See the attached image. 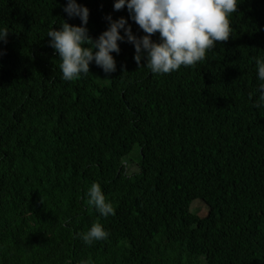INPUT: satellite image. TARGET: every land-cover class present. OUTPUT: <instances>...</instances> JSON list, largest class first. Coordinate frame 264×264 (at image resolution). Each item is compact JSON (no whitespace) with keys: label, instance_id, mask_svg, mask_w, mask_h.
<instances>
[{"label":"trees","instance_id":"16d2710c","mask_svg":"<svg viewBox=\"0 0 264 264\" xmlns=\"http://www.w3.org/2000/svg\"><path fill=\"white\" fill-rule=\"evenodd\" d=\"M77 2L93 38L108 16L145 34L115 0ZM67 3L0 0V264H264V0L195 66L153 75L121 42L115 72L63 81L46 35L82 23ZM95 182L115 216L87 204ZM95 222L110 238L88 246Z\"/></svg>","mask_w":264,"mask_h":264},{"label":"clouds","instance_id":"9594fccd","mask_svg":"<svg viewBox=\"0 0 264 264\" xmlns=\"http://www.w3.org/2000/svg\"><path fill=\"white\" fill-rule=\"evenodd\" d=\"M239 4L240 0H115L114 9L120 11L127 6L132 20L145 34L136 35L126 17L108 16L107 30L99 38H93L87 27L90 8L77 0H68L64 11L69 17H79L82 23L72 25L62 20L59 29L51 27L46 36L50 38L49 46L59 55L63 81L86 76L93 62L106 74L115 72L117 60L113 54L121 52V42L134 45V59L140 68L145 66L142 61L146 58V67L153 75H165L182 66H195L205 60L207 52L218 42L227 41L233 34L230 17L237 12ZM156 33H159L158 41L153 40ZM8 35L9 30L0 27V41L6 43ZM256 68L259 83L255 107L264 109V58L256 59ZM87 196V204L94 206L102 217L116 215V208L106 198L101 183H93ZM80 236L85 244L92 246L107 241L110 232L102 223L95 222ZM67 264L72 261L69 259ZM80 264H94V261L81 260Z\"/></svg>","mask_w":264,"mask_h":264},{"label":"rangeland","instance_id":"374dc122","mask_svg":"<svg viewBox=\"0 0 264 264\" xmlns=\"http://www.w3.org/2000/svg\"><path fill=\"white\" fill-rule=\"evenodd\" d=\"M136 149H137V148H136ZM132 169H133V171H134V170H135V171L137 170L136 167H133ZM196 202H197V201H196ZM196 202L194 201V202L191 204L192 209H194V206H195V203H196Z\"/></svg>","mask_w":264,"mask_h":264}]
</instances>
